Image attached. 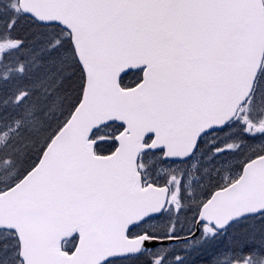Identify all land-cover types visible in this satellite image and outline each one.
Returning <instances> with one entry per match:
<instances>
[{
    "label": "snow or ice",
    "instance_id": "snow-or-ice-1",
    "mask_svg": "<svg viewBox=\"0 0 264 264\" xmlns=\"http://www.w3.org/2000/svg\"><path fill=\"white\" fill-rule=\"evenodd\" d=\"M0 264H264V0H0Z\"/></svg>",
    "mask_w": 264,
    "mask_h": 264
}]
</instances>
